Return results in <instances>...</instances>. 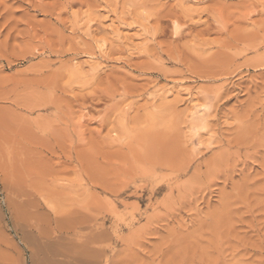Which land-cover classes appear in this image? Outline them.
<instances>
[{
  "label": "rangeland",
  "instance_id": "1",
  "mask_svg": "<svg viewBox=\"0 0 264 264\" xmlns=\"http://www.w3.org/2000/svg\"><path fill=\"white\" fill-rule=\"evenodd\" d=\"M0 264H264V0H0Z\"/></svg>",
  "mask_w": 264,
  "mask_h": 264
}]
</instances>
